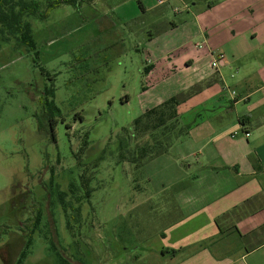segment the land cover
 <instances>
[{"label": "rangeland", "instance_id": "1", "mask_svg": "<svg viewBox=\"0 0 264 264\" xmlns=\"http://www.w3.org/2000/svg\"><path fill=\"white\" fill-rule=\"evenodd\" d=\"M30 1L45 15L23 18L34 51L0 29V264H163L156 250L167 222L148 201L160 182L119 159L135 148L125 129L179 96L180 77L150 54L184 41L171 28L191 0H87L50 11L49 0ZM45 91L60 111L54 127ZM180 136L169 123L136 143L172 146Z\"/></svg>", "mask_w": 264, "mask_h": 264}, {"label": "crops", "instance_id": "2", "mask_svg": "<svg viewBox=\"0 0 264 264\" xmlns=\"http://www.w3.org/2000/svg\"><path fill=\"white\" fill-rule=\"evenodd\" d=\"M189 2L171 28L184 41L150 54L190 93L178 107L188 134L140 169L161 186L148 198L167 222L156 253L163 264H264V0Z\"/></svg>", "mask_w": 264, "mask_h": 264}, {"label": "trees", "instance_id": "3", "mask_svg": "<svg viewBox=\"0 0 264 264\" xmlns=\"http://www.w3.org/2000/svg\"><path fill=\"white\" fill-rule=\"evenodd\" d=\"M87 0H53L47 2V11L55 9L61 5H68L74 8L80 7L82 3ZM42 4L38 1L27 0H0V29L1 32H8L12 37L16 38L18 42L34 51L36 43L33 37L31 25L23 22L24 16L44 18L45 15L41 12ZM52 92V91H51ZM51 92L45 91L42 97V107L46 119L51 122L52 126L56 125L55 116L60 115V111L54 105V101H50L48 96L52 97ZM190 96L189 94L179 95L171 98L162 105L146 111L142 116L137 118L132 127L125 129L129 139V144L134 146L132 152H126L120 155V162H127L132 165L142 168L144 159H154L156 157L166 154L171 144L156 143V145L146 144L140 147L136 143L137 138H143L148 135H153L158 131L167 127L169 123L172 124V129L178 127L181 130V136L188 134V129L181 127L179 123L178 107L185 102ZM30 235L33 231L30 230ZM28 245H30L28 243ZM26 252H23L21 258L23 259Z\"/></svg>", "mask_w": 264, "mask_h": 264}, {"label": "built area", "instance_id": "4", "mask_svg": "<svg viewBox=\"0 0 264 264\" xmlns=\"http://www.w3.org/2000/svg\"><path fill=\"white\" fill-rule=\"evenodd\" d=\"M159 3H160V4H163L164 2H163L162 0H160ZM202 47H203L202 45L199 46V48H202ZM221 59H222V57L218 56V57L216 58L215 63L213 64V66H214V67H218V64H219V62L221 61ZM236 94H237V93H236L235 91H231V95H232V96H236ZM245 136H246V137H249V134H246Z\"/></svg>", "mask_w": 264, "mask_h": 264}]
</instances>
